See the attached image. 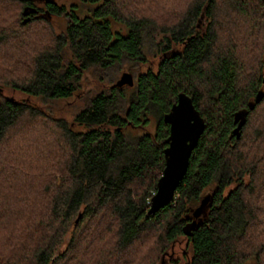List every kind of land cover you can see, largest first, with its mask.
<instances>
[{
    "label": "trees",
    "instance_id": "1",
    "mask_svg": "<svg viewBox=\"0 0 264 264\" xmlns=\"http://www.w3.org/2000/svg\"><path fill=\"white\" fill-rule=\"evenodd\" d=\"M83 1L92 7L80 16L56 0H0V90L52 104L86 74L100 83L70 122L0 91V149L23 122L40 136L0 154V264H164L180 238L186 264H264V94L254 102L264 91V0L149 2L158 12L139 0ZM54 15L67 18L64 31ZM148 44L161 54L156 68ZM121 69L133 85L116 84ZM181 92L205 127L173 201L149 213L164 115Z\"/></svg>",
    "mask_w": 264,
    "mask_h": 264
},
{
    "label": "water",
    "instance_id": "2",
    "mask_svg": "<svg viewBox=\"0 0 264 264\" xmlns=\"http://www.w3.org/2000/svg\"><path fill=\"white\" fill-rule=\"evenodd\" d=\"M133 83V76L130 72H124L116 81L118 86L133 85ZM263 94L264 91H259L254 102H260ZM249 105L251 109L254 108L252 102ZM244 115H246V111L242 113V116ZM164 120L170 126L168 145L164 149L165 165L158 179L156 190L150 199L149 213L155 212L173 201L176 188L187 170L191 152L205 127V121L195 107L192 98L184 92L179 93L177 101L164 115ZM242 123L243 121H240L234 130L237 136L240 134L239 129ZM209 200V194L203 196L200 204L193 210L195 218L205 213ZM78 219L79 217L76 221ZM193 224H196V220H193Z\"/></svg>",
    "mask_w": 264,
    "mask_h": 264
},
{
    "label": "rangeland",
    "instance_id": "3",
    "mask_svg": "<svg viewBox=\"0 0 264 264\" xmlns=\"http://www.w3.org/2000/svg\"><path fill=\"white\" fill-rule=\"evenodd\" d=\"M40 2H42L43 0H38ZM56 2L58 4H64L67 7H70L72 4L75 5V10L77 12L78 15L80 16H84L86 14H88L89 9L92 6L86 5L85 2L83 0H56ZM149 2L153 5L157 6L156 0H139L137 1V4H135V6L139 9L141 8V10H145V11H149V12H158L160 11L159 8L156 9L155 7L152 8V5H149ZM132 5V4H131ZM133 6V5H132ZM52 19V22L55 25V28L58 32H62L65 30L66 26H67V18L63 15L60 16H52L50 17ZM115 27V29H119V30H123L125 31V28L118 24L115 23L113 25ZM148 50L149 52L146 50V54H147V58L149 60V65H151L153 68H156L157 63H158V57H160L161 54H158L157 56L152 55V49L150 50L151 46L148 44ZM146 65L142 67V69H145ZM124 72H129L125 69H121L117 72V75L115 77L114 81H117L121 75ZM98 84L100 85V83L98 81H96L92 75L90 74H86V78H84L83 83H82V88H80L72 97L66 99V100H58L57 102H54L52 104H42L40 101H32L30 98L23 96V94L19 93L18 91H15L13 89H11L10 87H5L2 90H0L2 92V94H4L5 96H9V97H13V98H23L26 99V101L28 102H33V104L35 103V105H38L39 107L43 108L44 110H48L50 109V111L53 113V115L58 116V117H64L66 120H68L69 122L72 120L74 114L84 105L85 103V96L89 93L90 90H94L98 87ZM2 88V87H0ZM49 111V110H48ZM28 123H21L18 125V127H16L17 129H15L12 133H10V136L5 140V143L2 147L0 154L2 153L5 155V153L8 151V148L10 149V151L14 152L13 149H15V146L20 145L22 143V140H24V142H26L25 140H28V138L30 137L29 135L31 134L32 137L36 138L37 140L40 139L39 135H35L33 132L30 131L31 129L35 128L34 125H32V127L27 126ZM37 124V123H36ZM40 123H38L39 125ZM38 128V126H36ZM41 127V124L39 125V128ZM45 129L46 127L43 126ZM43 129V128H41ZM149 130H154V120L152 121V123L148 126ZM27 130H29V132H27ZM33 131V130H32ZM45 131V130H43ZM30 133V134H27ZM45 133V132H44ZM42 135V134H40ZM45 137L48 140H51L50 137H47V134H44L42 136V139L45 140ZM6 144V146H5ZM23 148V146L21 147V149ZM39 151H41V153H44L41 150V147H38ZM80 215H78L75 219V221L77 220V218ZM69 235L66 236V239H68ZM135 252L134 248H132L130 253L125 254L123 257H131V255H133ZM132 253V254H131ZM187 250H186V240L184 238H180L178 241H176L173 245L170 246V248L161 256L160 261L164 264H186L187 262ZM126 257V259H127ZM129 261V260H128Z\"/></svg>",
    "mask_w": 264,
    "mask_h": 264
}]
</instances>
